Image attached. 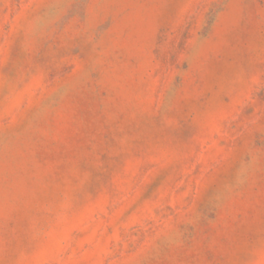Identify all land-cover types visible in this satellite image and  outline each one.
I'll return each instance as SVG.
<instances>
[{
    "label": "rangeland",
    "instance_id": "obj_1",
    "mask_svg": "<svg viewBox=\"0 0 264 264\" xmlns=\"http://www.w3.org/2000/svg\"><path fill=\"white\" fill-rule=\"evenodd\" d=\"M0 264H264V0H0Z\"/></svg>",
    "mask_w": 264,
    "mask_h": 264
}]
</instances>
